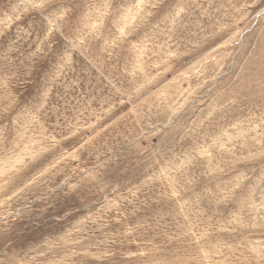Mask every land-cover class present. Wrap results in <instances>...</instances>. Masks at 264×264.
I'll return each mask as SVG.
<instances>
[{"label":"rangeland","instance_id":"obj_1","mask_svg":"<svg viewBox=\"0 0 264 264\" xmlns=\"http://www.w3.org/2000/svg\"><path fill=\"white\" fill-rule=\"evenodd\" d=\"M0 264H264V0H0Z\"/></svg>","mask_w":264,"mask_h":264},{"label":"snow or ice","instance_id":"obj_2","mask_svg":"<svg viewBox=\"0 0 264 264\" xmlns=\"http://www.w3.org/2000/svg\"><path fill=\"white\" fill-rule=\"evenodd\" d=\"M48 2H50V0H48ZM123 3V0H122ZM144 35H147V33H145ZM66 39L69 40V44L71 46H75V40L72 38L71 33H69V35L66 37ZM139 40V38H137ZM69 44H65V50H67V48L69 47Z\"/></svg>","mask_w":264,"mask_h":264}]
</instances>
